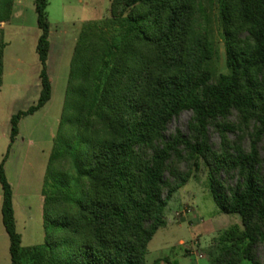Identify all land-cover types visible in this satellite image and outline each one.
<instances>
[{
	"label": "trees",
	"instance_id": "obj_1",
	"mask_svg": "<svg viewBox=\"0 0 264 264\" xmlns=\"http://www.w3.org/2000/svg\"><path fill=\"white\" fill-rule=\"evenodd\" d=\"M203 1L111 0L108 16L82 26L42 187L48 251L36 256L48 254L50 264H147L169 201L203 164L218 208L242 224L222 233L209 264H264V0H217L228 69L217 78L208 67L209 30L199 23ZM14 2L0 0V86L2 24ZM48 5L35 0L39 97L11 116V143L22 118L52 96ZM184 111H192L188 133L167 136ZM10 147L0 162L2 221L10 264H25L5 170Z\"/></svg>",
	"mask_w": 264,
	"mask_h": 264
},
{
	"label": "rangeland",
	"instance_id": "obj_2",
	"mask_svg": "<svg viewBox=\"0 0 264 264\" xmlns=\"http://www.w3.org/2000/svg\"><path fill=\"white\" fill-rule=\"evenodd\" d=\"M19 2L21 4L16 5L12 21L2 24L7 46L0 86V162L11 144L5 170L14 190V208L17 229L22 234L24 262L50 264L48 254L41 258L35 253L38 249L48 251L44 243L42 187L63 110L70 61L84 23L108 16L111 0H49L47 10L52 47L48 72L53 79V96L43 108L22 118L19 134L11 143V116L35 104L40 93L41 64L36 50L40 30L35 0ZM203 5L205 10L199 14V23L209 30L214 57L208 67L217 78L228 70L218 4L217 0L213 4L204 0ZM191 117L192 111L181 113L169 124L166 135L170 136L178 128L188 133ZM210 135L211 141L218 146L219 134L211 130ZM231 138L234 136L231 135ZM183 168L187 169L185 165ZM192 170L191 179L169 201L167 225L159 228L150 241L147 264L158 258H167L164 264H209L210 258L219 251L222 233L232 226L242 228L239 214L224 213L218 208L208 186L207 168L200 164L199 169ZM186 206L192 212L177 218L176 211ZM1 208L0 184V264H10V241L2 221ZM200 254L203 256L200 257ZM259 254L264 257L262 248Z\"/></svg>",
	"mask_w": 264,
	"mask_h": 264
},
{
	"label": "built area",
	"instance_id": "obj_3",
	"mask_svg": "<svg viewBox=\"0 0 264 264\" xmlns=\"http://www.w3.org/2000/svg\"><path fill=\"white\" fill-rule=\"evenodd\" d=\"M191 212H192V209L186 206V207H184L183 210L176 211L175 216H176L177 218H180L183 214L186 215V214H189V213H191ZM194 253H195V252H194ZM199 256L202 257L203 255L200 254Z\"/></svg>",
	"mask_w": 264,
	"mask_h": 264
},
{
	"label": "crops",
	"instance_id": "obj_4",
	"mask_svg": "<svg viewBox=\"0 0 264 264\" xmlns=\"http://www.w3.org/2000/svg\"><path fill=\"white\" fill-rule=\"evenodd\" d=\"M18 4H21V2H19V0H15V2H14V8H13V13H12V17L14 16V10H15V7H16V5H18ZM12 17H11V19H10L9 22L12 21ZM9 22H8V23H9ZM4 25H6V23H5ZM3 28H4V27H3ZM51 47H52V44H51V41H50V48H51ZM49 55H50V53H49ZM48 59H49V58H48ZM49 75H50V74H49ZM50 79H51V82H52V96H53V79H52L51 76H50ZM52 96H51V99H52ZM51 99H50V100H51ZM50 100H49V101H50ZM49 101H48V102H49ZM48 102H47V103H48ZM47 103H46V104H47ZM42 108H43V107H42Z\"/></svg>",
	"mask_w": 264,
	"mask_h": 264
}]
</instances>
